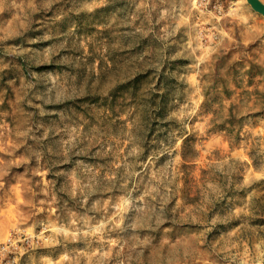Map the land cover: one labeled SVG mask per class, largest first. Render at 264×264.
<instances>
[{"label": "rangeland", "instance_id": "1", "mask_svg": "<svg viewBox=\"0 0 264 264\" xmlns=\"http://www.w3.org/2000/svg\"><path fill=\"white\" fill-rule=\"evenodd\" d=\"M0 264H264V12L0 0Z\"/></svg>", "mask_w": 264, "mask_h": 264}, {"label": "trees", "instance_id": "2", "mask_svg": "<svg viewBox=\"0 0 264 264\" xmlns=\"http://www.w3.org/2000/svg\"><path fill=\"white\" fill-rule=\"evenodd\" d=\"M156 86V84H155ZM166 94L163 93H156L155 98H154V102L151 103V108L155 111V112H160L159 116H163L161 114V111L163 109L162 103H163V98L165 97ZM159 114V113H158ZM212 127L215 129H222V130H226L228 132H232L233 131V124L231 121H226V122H220L218 123L216 120L212 119Z\"/></svg>", "mask_w": 264, "mask_h": 264}, {"label": "water", "instance_id": "3", "mask_svg": "<svg viewBox=\"0 0 264 264\" xmlns=\"http://www.w3.org/2000/svg\"><path fill=\"white\" fill-rule=\"evenodd\" d=\"M256 10L264 12V5L259 0H247Z\"/></svg>", "mask_w": 264, "mask_h": 264}, {"label": "clouds", "instance_id": "4", "mask_svg": "<svg viewBox=\"0 0 264 264\" xmlns=\"http://www.w3.org/2000/svg\"><path fill=\"white\" fill-rule=\"evenodd\" d=\"M53 231H59V230H57V229H53Z\"/></svg>", "mask_w": 264, "mask_h": 264}]
</instances>
